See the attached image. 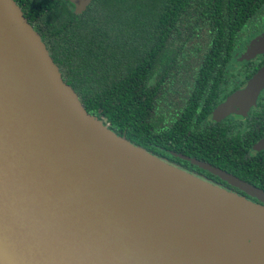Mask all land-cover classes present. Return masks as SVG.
<instances>
[{"label":"water","instance_id":"obj_1","mask_svg":"<svg viewBox=\"0 0 264 264\" xmlns=\"http://www.w3.org/2000/svg\"><path fill=\"white\" fill-rule=\"evenodd\" d=\"M66 1L76 14L92 2ZM249 52H264V36ZM263 89L264 66L220 110L247 111ZM0 264H264V206L109 129L16 1L0 0Z\"/></svg>","mask_w":264,"mask_h":264},{"label":"trees","instance_id":"obj_2","mask_svg":"<svg viewBox=\"0 0 264 264\" xmlns=\"http://www.w3.org/2000/svg\"><path fill=\"white\" fill-rule=\"evenodd\" d=\"M15 1L64 81L117 135L170 162L173 152L214 164L227 146L238 156L248 135L223 151L208 128L198 129L223 92L238 46L259 33L264 0H92L80 14L64 0ZM176 75L191 91L175 102L184 107L179 118L169 103ZM249 122L252 137L264 135V109Z\"/></svg>","mask_w":264,"mask_h":264},{"label":"flooded vegetation","instance_id":"obj_3","mask_svg":"<svg viewBox=\"0 0 264 264\" xmlns=\"http://www.w3.org/2000/svg\"><path fill=\"white\" fill-rule=\"evenodd\" d=\"M64 1L70 4L69 7L75 12V6L69 1ZM257 30L259 32L258 34L245 39L242 44L238 46V50L235 53V58L230 64H228L227 67V70L229 71L227 72V78L223 86V92L220 98L217 100V104L205 117L202 126L198 129L200 134H205L204 130L208 128L209 130H207L209 133L211 132L215 136L213 138L214 141L220 143V147L223 148V151L226 150L228 143H232L233 137L248 135V138H243V141L239 143L241 145L239 146L238 156L234 158L233 155L235 154V150L227 146V150L223 153L220 161L214 162V164L207 162L197 156H189L183 153L175 154L171 151L170 152L173 155L171 162L168 161L167 158H158L217 187L241 195L253 201L254 203L264 206V203L261 200L248 195L240 188L221 179L219 176L200 168L190 161L192 159H196L198 161L210 164L216 169L231 174L243 182L264 191V147H261V143L264 141V135L259 139H255L250 133H248L250 131L248 126L250 124L249 120L252 119V116L255 115L256 112L264 109V106H261L262 102L264 101L262 100L264 89L258 95L256 103L253 104L247 111L243 112L239 107H235L229 112L220 110L221 106L228 100V98L232 97L238 91L245 89L248 85V82L264 66V52L257 53L255 56H252L253 52L252 54L249 52L253 48V42L255 39L264 36V17L263 22L259 23ZM241 58H244V60L239 63L240 66L238 64L236 65L235 62H239ZM254 69L257 70L251 71ZM176 76L177 78L173 83H171V89L169 90V103H171V107L175 109L174 117L179 118L183 115L184 107L182 106L181 109L178 110V106L175 107V102H180L184 98L185 93L187 91L190 93L191 91L185 88L186 83L180 79L182 75ZM169 84L170 83H167L166 86ZM166 86L163 89L167 91ZM174 90L176 91L172 92ZM171 107H166L165 112L167 111L166 115L168 116L172 115V112L170 111ZM164 124L169 128L173 124L172 119H166ZM209 139L213 140L212 137H209ZM249 143L251 144V147L246 152L245 148Z\"/></svg>","mask_w":264,"mask_h":264},{"label":"rangeland","instance_id":"obj_4","mask_svg":"<svg viewBox=\"0 0 264 264\" xmlns=\"http://www.w3.org/2000/svg\"><path fill=\"white\" fill-rule=\"evenodd\" d=\"M243 60H244V58H243V59L241 58V59L239 60V62L236 61L235 64H236V65H237V64L239 65V63H240L241 61H243ZM236 65H235V66H236ZM239 66H240V65H239Z\"/></svg>","mask_w":264,"mask_h":264}]
</instances>
